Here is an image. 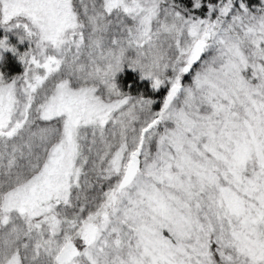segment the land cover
I'll return each instance as SVG.
<instances>
[{"label": "snow or ice", "instance_id": "obj_1", "mask_svg": "<svg viewBox=\"0 0 264 264\" xmlns=\"http://www.w3.org/2000/svg\"><path fill=\"white\" fill-rule=\"evenodd\" d=\"M0 264H264V0H0Z\"/></svg>", "mask_w": 264, "mask_h": 264}]
</instances>
